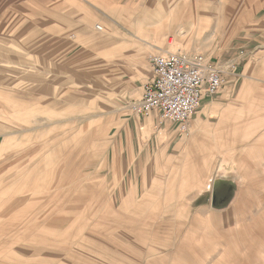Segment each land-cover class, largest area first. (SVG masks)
Returning a JSON list of instances; mask_svg holds the SVG:
<instances>
[{
  "label": "rangeland",
  "instance_id": "1",
  "mask_svg": "<svg viewBox=\"0 0 264 264\" xmlns=\"http://www.w3.org/2000/svg\"><path fill=\"white\" fill-rule=\"evenodd\" d=\"M259 17L264 0H0V264H264V96L127 167L109 74L122 39L251 52ZM220 176L224 209L209 200Z\"/></svg>",
  "mask_w": 264,
  "mask_h": 264
},
{
  "label": "crops",
  "instance_id": "2",
  "mask_svg": "<svg viewBox=\"0 0 264 264\" xmlns=\"http://www.w3.org/2000/svg\"><path fill=\"white\" fill-rule=\"evenodd\" d=\"M173 12L169 10L168 14L173 17L175 14ZM242 43V46L252 47L249 49L251 52L241 49L243 50V56L251 53L247 59L249 61L245 63L249 66H239L238 58L242 56L239 52L234 53V56L225 61L213 60L211 56L206 57L203 55L211 64L224 71L226 81L217 93L202 95L198 108L188 121L187 130L180 131L178 125L171 121L158 124L156 111L144 116L133 114L125 109L123 103L126 104L128 101L140 97L141 85L152 78V72L148 62V55L151 53L150 46L139 47L134 42L122 39L120 48L117 50L115 64L111 66L109 74L110 81L114 86L112 93L116 96L119 95L121 98L112 104V109L118 112L121 121L120 130L123 131L122 133L126 139L125 151L135 153L128 159L127 167L132 166L130 161L139 160L141 153L144 152L168 154L173 151V154L179 153V145L182 143H180V140L176 142V136L188 135L190 130L194 131L203 119L208 120L207 117L212 116L214 113H224L226 109L224 105L229 102H238V105L246 106L249 103L257 102L264 96V77H262L257 65L252 66L253 61L256 62L264 56V17L256 18L253 21L251 30ZM258 48L261 49L257 51ZM166 51L172 50H164L160 53ZM182 52L190 56L193 55L185 51ZM230 61H234V64L227 67ZM221 119H225V117L222 116ZM196 139L193 138L189 144L196 143ZM187 149L189 150V148ZM121 151H124L123 147H121Z\"/></svg>",
  "mask_w": 264,
  "mask_h": 264
},
{
  "label": "built area",
  "instance_id": "3",
  "mask_svg": "<svg viewBox=\"0 0 264 264\" xmlns=\"http://www.w3.org/2000/svg\"><path fill=\"white\" fill-rule=\"evenodd\" d=\"M148 62L152 78L142 83L140 97L127 102V109L144 116L156 111L158 124L171 121L180 131L187 130L202 95L217 93L226 80L224 71L203 55L190 56L179 49L150 54Z\"/></svg>",
  "mask_w": 264,
  "mask_h": 264
},
{
  "label": "flooded vegetation",
  "instance_id": "4",
  "mask_svg": "<svg viewBox=\"0 0 264 264\" xmlns=\"http://www.w3.org/2000/svg\"><path fill=\"white\" fill-rule=\"evenodd\" d=\"M232 192V185L230 182H222L217 181L212 183L211 190H210V204L211 200H213L214 207L217 209H223L229 199V196Z\"/></svg>",
  "mask_w": 264,
  "mask_h": 264
},
{
  "label": "water",
  "instance_id": "5",
  "mask_svg": "<svg viewBox=\"0 0 264 264\" xmlns=\"http://www.w3.org/2000/svg\"><path fill=\"white\" fill-rule=\"evenodd\" d=\"M217 181H222V182H225V183H226V181H227V182H230V184L232 185V192H231V194H230V196H229V199H228V201H227V203H226V205H225V207H226L227 204L229 203V201L231 200L232 194H233V192H234V184H233L231 178H225V177H222V176L217 177V178L214 180V183L217 182ZM211 205L214 207L213 200H211ZM225 207H224V208H225ZM214 208H215V207H214ZM224 208H223V209H224ZM216 209H217V208H216Z\"/></svg>",
  "mask_w": 264,
  "mask_h": 264
},
{
  "label": "bare ground",
  "instance_id": "6",
  "mask_svg": "<svg viewBox=\"0 0 264 264\" xmlns=\"http://www.w3.org/2000/svg\"><path fill=\"white\" fill-rule=\"evenodd\" d=\"M171 12H173L172 10H171ZM174 13V12H173ZM172 15V14H171ZM98 27V26H97ZM99 29H101V27H98Z\"/></svg>",
  "mask_w": 264,
  "mask_h": 264
}]
</instances>
